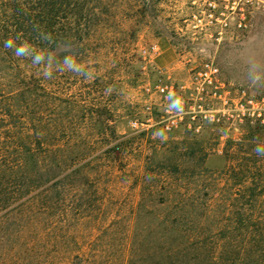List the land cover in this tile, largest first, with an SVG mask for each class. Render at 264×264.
I'll use <instances>...</instances> for the list:
<instances>
[{
    "label": "rangeland",
    "instance_id": "1",
    "mask_svg": "<svg viewBox=\"0 0 264 264\" xmlns=\"http://www.w3.org/2000/svg\"><path fill=\"white\" fill-rule=\"evenodd\" d=\"M36 1L0 0V40L12 9ZM211 1L87 0L83 18L62 8L58 48L50 39L43 67L33 60V80L47 86L37 119L54 142L95 153L82 172L65 173L52 206L48 185L18 200L7 181L0 264H152L161 244L191 243L193 257V243L250 235L229 213L246 202L243 182L264 189V0H216L210 18ZM75 28L88 41L68 38ZM158 84L172 94L156 93ZM98 103L109 108L103 133ZM135 120L143 126L133 129ZM165 219L177 232L159 227Z\"/></svg>",
    "mask_w": 264,
    "mask_h": 264
},
{
    "label": "trees",
    "instance_id": "2",
    "mask_svg": "<svg viewBox=\"0 0 264 264\" xmlns=\"http://www.w3.org/2000/svg\"><path fill=\"white\" fill-rule=\"evenodd\" d=\"M64 6L73 9L74 17L83 18L90 14L88 10V13L85 12L87 0H37L32 8L26 2L12 9L9 20L13 23L11 25L13 29L11 31L4 29L2 32L0 126L5 127L2 128L5 132L0 136V211L10 206L6 190L9 179L16 185L12 195L18 200L32 193L34 191L32 188L48 185L49 196L46 198L51 201V206L54 205L55 201L62 197L65 173L71 170V174H79L88 167H84L86 164L82 162L95 153L90 152L94 147L92 145L85 147L87 150H80L78 144H74L69 150L70 146L64 142H54L53 128L37 119L40 115L42 117L43 109L47 105L44 101L47 98L45 95L47 86L44 79L41 80V84L33 80L31 75L33 60L38 59L40 66L43 67L50 39L54 43L50 50L58 48L60 30L55 33L52 27L59 24L60 11ZM87 36L88 33L84 34L76 28L68 32V38L77 39L82 43L88 41ZM8 42H11V46H6ZM17 48L22 49L21 55L16 54ZM93 105L97 109V124L101 133L104 130H111L108 126V106L103 103ZM57 131L60 132V129ZM118 147L115 145L109 150H117ZM243 183L245 185L242 197L246 202L237 211L231 209L229 214L237 215L236 228L249 232V236L225 239L222 244H218L219 246L217 243L208 244V240H203L199 245L193 243L192 247H196L193 257L191 243L186 245L184 242L165 243L160 245L163 250L161 249L158 259L153 255L148 257V261L152 264H264V205L258 210L253 205L257 199H264V189L258 192V184L254 185L253 180H250V183ZM159 227L164 232L169 231L172 234L176 231L174 222L168 219L161 220ZM63 242L55 240L53 243L55 247H59ZM69 243L66 239L65 244ZM166 244L168 248L164 249ZM200 248L203 249L202 252ZM219 248L221 252L216 254ZM84 262L81 257L76 256L73 260L67 259L64 264H90L89 260Z\"/></svg>",
    "mask_w": 264,
    "mask_h": 264
},
{
    "label": "built area",
    "instance_id": "3",
    "mask_svg": "<svg viewBox=\"0 0 264 264\" xmlns=\"http://www.w3.org/2000/svg\"><path fill=\"white\" fill-rule=\"evenodd\" d=\"M206 9V10H205ZM203 11H206V13L210 16V18H212L214 15H216L218 12V6L216 4V0H212L211 3H210V6L206 7ZM202 11V10H201ZM154 50H156V46L153 47ZM143 54H147V51L144 50L143 51ZM214 73L217 72V70L214 69ZM205 78H206V81L209 82V84H212V78L208 75L207 72H205L204 74ZM147 91L150 93V89H147ZM156 93L162 95V96H165V97H168L169 95L172 94V90L170 88H168V86H165L163 84H158L156 87H155V90H154ZM150 109V107L148 108ZM173 117V116H172ZM177 124V121L176 119H171L170 121H168L165 125V129L168 131V130H171L173 127H175ZM141 126H143V124H140L138 121H133L131 123V127L133 129H139Z\"/></svg>",
    "mask_w": 264,
    "mask_h": 264
},
{
    "label": "clouds",
    "instance_id": "4",
    "mask_svg": "<svg viewBox=\"0 0 264 264\" xmlns=\"http://www.w3.org/2000/svg\"><path fill=\"white\" fill-rule=\"evenodd\" d=\"M6 46H11V42H8V44ZM16 54L17 55H21L22 54V49L17 48ZM256 152H257V154H260L262 152V150L261 149H256Z\"/></svg>",
    "mask_w": 264,
    "mask_h": 264
}]
</instances>
